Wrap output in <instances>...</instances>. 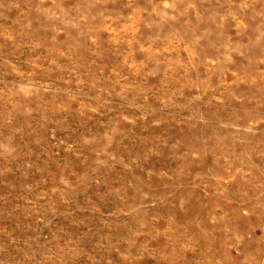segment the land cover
<instances>
[{
  "label": "rangeland",
  "instance_id": "rangeland-1",
  "mask_svg": "<svg viewBox=\"0 0 264 264\" xmlns=\"http://www.w3.org/2000/svg\"><path fill=\"white\" fill-rule=\"evenodd\" d=\"M0 264H264V0H0Z\"/></svg>",
  "mask_w": 264,
  "mask_h": 264
}]
</instances>
